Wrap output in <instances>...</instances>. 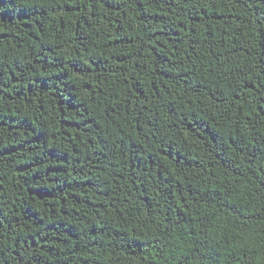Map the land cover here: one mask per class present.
Masks as SVG:
<instances>
[{"label":"trees","instance_id":"obj_1","mask_svg":"<svg viewBox=\"0 0 264 264\" xmlns=\"http://www.w3.org/2000/svg\"><path fill=\"white\" fill-rule=\"evenodd\" d=\"M0 264H264V0H0Z\"/></svg>","mask_w":264,"mask_h":264}]
</instances>
